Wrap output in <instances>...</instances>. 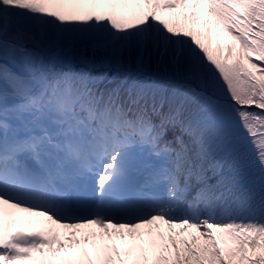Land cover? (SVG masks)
Wrapping results in <instances>:
<instances>
[{
  "label": "snow or ice",
  "instance_id": "obj_1",
  "mask_svg": "<svg viewBox=\"0 0 264 264\" xmlns=\"http://www.w3.org/2000/svg\"><path fill=\"white\" fill-rule=\"evenodd\" d=\"M87 51L176 77L102 87ZM217 89L264 167V0H0V264H264Z\"/></svg>",
  "mask_w": 264,
  "mask_h": 264
},
{
  "label": "rangeland",
  "instance_id": "obj_2",
  "mask_svg": "<svg viewBox=\"0 0 264 264\" xmlns=\"http://www.w3.org/2000/svg\"><path fill=\"white\" fill-rule=\"evenodd\" d=\"M83 55H85L89 59V61H96V65L100 66L99 69L90 72L94 76H100L103 72L102 68L104 67V65H106V63L102 62V57L99 54H93L91 51L84 52ZM124 60L128 62V64H126ZM110 63H112L111 66L117 64V67L119 68L118 70H114L110 66L111 68L110 71L106 70L109 73V75L102 82L101 85L102 87L104 85H107L109 81L112 82L110 86H115L116 83L123 81L125 79L124 76L122 75L118 76L120 72L119 69L126 68L129 65H132L133 67L138 65L137 70L141 71L142 73H145V71L142 70H144L145 68L144 65H146L147 67L150 68L152 72L159 73L161 76L158 75L156 76L160 78H164L163 75L170 76L171 74L170 68L173 67L167 63L157 64L155 59H153L150 66H148L147 63L141 65L138 63L135 55H129L127 53H125L121 57L119 62L110 61ZM81 66L82 64L77 65L75 67L79 69ZM174 76L176 77V75ZM133 78H135V75H133ZM215 93L222 97V99L218 101L222 106L223 110H225L228 113V123L234 138L230 151L221 159V172L225 177L229 178L230 180L237 181L240 184H242L244 187L252 189L255 192L257 198H259L260 195H264V167H262L259 163L257 150L254 147V145L249 141V138L247 137V133L240 127L239 120L236 117L235 112L232 111L230 107L232 102L229 100L226 91L217 89ZM250 110H255V109H250ZM234 118H236V120H234ZM231 122L233 123V125H230ZM169 138H171V134H169ZM211 175L212 173L209 172V176ZM259 175L262 177H258ZM212 182H215V178H213ZM245 218L264 221V216L261 215L259 210L255 212L245 211L239 217V219H245ZM220 219H223L225 222H227L228 218L218 216L217 220Z\"/></svg>",
  "mask_w": 264,
  "mask_h": 264
},
{
  "label": "bare ground",
  "instance_id": "obj_3",
  "mask_svg": "<svg viewBox=\"0 0 264 264\" xmlns=\"http://www.w3.org/2000/svg\"><path fill=\"white\" fill-rule=\"evenodd\" d=\"M17 217L19 218L18 222L12 228L15 231H17V230L28 231L31 229L36 230L40 227L38 219L36 217H29V215L27 213L17 212ZM29 220L31 221V223H28ZM67 231H69V230L60 229V235H61L62 239L66 236ZM77 235H80V233L77 232ZM17 263L18 264H24V263H20V262H17ZM29 263H30V261H29Z\"/></svg>",
  "mask_w": 264,
  "mask_h": 264
},
{
  "label": "trees",
  "instance_id": "obj_4",
  "mask_svg": "<svg viewBox=\"0 0 264 264\" xmlns=\"http://www.w3.org/2000/svg\"><path fill=\"white\" fill-rule=\"evenodd\" d=\"M171 72H172V75L174 76V75H176V70H175V68H173V67H171ZM216 95V94H215ZM219 100V99H218ZM219 102V101H218ZM233 115H235V114H233ZM231 117H233V116H231ZM234 120H236V118H234ZM230 125H233V123L231 122L230 123ZM258 177H262V176H258Z\"/></svg>",
  "mask_w": 264,
  "mask_h": 264
}]
</instances>
